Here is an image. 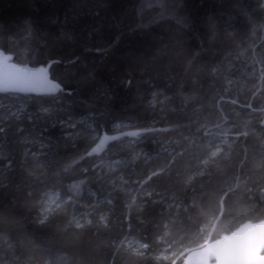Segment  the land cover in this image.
<instances>
[{
    "label": "trees",
    "instance_id": "1",
    "mask_svg": "<svg viewBox=\"0 0 264 264\" xmlns=\"http://www.w3.org/2000/svg\"><path fill=\"white\" fill-rule=\"evenodd\" d=\"M261 5L264 0H0V47L17 62L50 64L63 86L54 95L0 94L6 102L0 105V264H171L174 256L156 252L203 245V225L215 223L211 241L263 219ZM19 101L27 103L20 116L12 114ZM85 117L101 133L122 121L143 134L138 142L107 144L106 157L130 159L103 178L95 165L104 150L92 151L98 142L89 143L82 130H88ZM220 125L232 127L222 148L227 155L197 167L202 146L216 145L208 127ZM234 126L249 136L237 137ZM173 157L171 169L144 183ZM50 189L91 204L92 223L70 224L68 202L40 224ZM125 237L151 251L127 248L120 243Z\"/></svg>",
    "mask_w": 264,
    "mask_h": 264
},
{
    "label": "water",
    "instance_id": "2",
    "mask_svg": "<svg viewBox=\"0 0 264 264\" xmlns=\"http://www.w3.org/2000/svg\"><path fill=\"white\" fill-rule=\"evenodd\" d=\"M45 77L46 83L42 88L38 83H33L23 86L28 90L21 91V86L14 85L28 83L30 79L39 81ZM53 84H59L60 87L53 89L51 87ZM62 88V84L52 77L50 64L33 65L28 62H17L14 60L12 53L6 52L0 47V93L54 95ZM5 89L7 90L5 91ZM133 132L137 135H129ZM140 133L141 129L139 127L115 133L103 130L102 137L109 144L127 137L134 138ZM257 237L264 240V218L258 221L242 222L224 236L191 249L185 254L184 262L185 264H258L255 259L247 258L243 251L244 244L249 240H255Z\"/></svg>",
    "mask_w": 264,
    "mask_h": 264
},
{
    "label": "rangeland",
    "instance_id": "3",
    "mask_svg": "<svg viewBox=\"0 0 264 264\" xmlns=\"http://www.w3.org/2000/svg\"><path fill=\"white\" fill-rule=\"evenodd\" d=\"M258 62V59L256 58L252 63L254 62ZM261 68L262 67H258V70L261 72ZM264 76L263 73H261L260 78L262 79ZM6 104V102L2 101V99L0 98V105H4ZM261 109H264V107H262ZM27 110V103L23 102V101H19V103L17 105H14L13 109H12V114L15 115H22L24 112H26ZM260 110V109H259ZM257 111V110H256ZM255 111V112H256ZM261 114L264 113V111L260 110ZM259 112V111H258ZM260 114V115H261ZM259 115V114H258ZM83 121H86V127H88V130L86 131V129H82L84 130L86 133V135L89 138V143L90 142H98V146H99V150H104V154L103 155V159L99 160L98 163L95 165L97 166V170H98V178H103L106 177L110 174H113V172H115L116 169H118L120 166V164H122L123 162H125L126 160L130 159V158H116V159H111V156H107V154L105 153V151L107 150V144L104 141V139L101 137V131H97L95 130V125L93 123V121L91 120L90 117H85L83 119ZM133 127L131 125V123L129 122H122V121H117L113 124V130L109 131V132H117V131H121V130H125L127 128ZM90 128V129H89ZM208 127V134L209 136L214 139L216 141V145H219L221 148H224L225 145L228 144V142L231 140V128L230 126H226V127H222L221 125L215 128H210ZM81 132V130H78V134ZM221 132H227L228 135L226 137L227 139V144H223L222 140L225 139L224 137H221L220 135H218ZM29 139V138H28ZM143 140V134H140L137 137L134 138H125L124 139V144H129V143H134V142H138L140 140ZM101 140H103V144H101ZM88 143V144H89ZM86 145L84 146L83 149H85ZM83 149L81 151H83ZM215 149H213L214 151ZM101 155V156H102ZM83 153H77V157L80 159L82 158ZM110 181L114 182L113 176L110 178ZM68 202H71V212H70V219H69V223L73 224L76 226L77 223L81 224L82 226H84L89 220L91 221V212H92V205L90 204H86L84 202H81L78 200V198H75L73 195L68 194L67 196L64 195L62 193V191L60 189H50L48 191H46L43 194L42 200H41V215H42V219H44L45 217L48 218V216H50L51 213L59 210L60 208H62L64 205H66ZM215 228V223L212 225L211 223H208L206 225H203L201 227V231L204 233L205 236V242L207 243L210 241V237L214 231ZM125 239H123L124 241ZM125 246H127V248L133 250V251H142L144 249H142L140 247L142 243L141 241L135 239V238H127V240L124 242ZM192 248H187V249H183L181 251H178L176 249H171L169 248V245L167 246H163V248L161 250H158L156 253L162 256H174L176 257V262L181 260L182 258H184L185 254L190 251Z\"/></svg>",
    "mask_w": 264,
    "mask_h": 264
},
{
    "label": "snow or ice",
    "instance_id": "4",
    "mask_svg": "<svg viewBox=\"0 0 264 264\" xmlns=\"http://www.w3.org/2000/svg\"><path fill=\"white\" fill-rule=\"evenodd\" d=\"M262 8H264V5H261ZM261 27H264V25H261ZM213 72H216L217 69L213 68L212 69ZM33 83H38L40 85V87L42 88L44 86V84L46 83V77L39 80V81H33L30 79V82L28 83H25V84H14L15 86H21L20 87V90L23 91V90H28V88L26 87H23V86H26V85H29V84H33ZM53 89H57L60 87L59 84H53L51 86ZM7 89H5L6 91ZM32 90H35V89H32ZM155 95V94H154ZM167 99V97H166ZM235 103V102H234ZM248 107H251V104L247 105ZM262 111H264V109H261ZM45 111H47V109H45ZM260 123L264 124V120H261ZM235 128V135L237 137H248L249 136V133L246 132V131H240L238 127L234 126ZM5 129L4 127L0 126V134L4 133ZM163 131H167L166 129L163 130ZM129 135H137V133L133 132V133H129ZM218 135H220L221 137H224L225 139L222 140V143L223 144H227V135L228 133L227 132H221L219 133ZM103 140H101V144H103ZM181 148H184V145L181 144L180 145ZM229 147H231L229 145ZM99 146H97L96 149H93L92 151L93 152H96L98 150ZM215 149L214 151L212 149ZM210 153V155H209ZM218 154H223V155H227V153H224L223 152V149L219 146V145H209V146H202V151H201V154L199 157H197V167H199L200 165H207L209 163V161L211 160V158L213 157H217ZM88 155H91V153H88ZM176 155H179V156H183L184 155V152H179L177 153ZM245 155H247V153L245 152ZM261 155V162H260V167L264 168V151H261L260 153ZM177 161L175 160V157H173L172 160H170L167 164H165L164 167L162 168H159L158 170H155V171H152L150 175H147L146 176V179L144 181V183L147 185L149 182H154L156 179H158L159 177H161L165 170L166 169H171L172 167V164L173 163H176ZM86 171V170H85ZM169 175L171 176L172 173L170 172ZM175 175L179 176V172H176ZM3 188V185H0V190H2ZM138 195H141V196H148V197H151L152 196V193L151 192H140L139 189L136 190ZM185 191H187V188L185 189ZM218 191H221L223 192L224 189H218ZM233 192V189L229 188L227 190V193H232ZM202 199H205V197H201ZM231 197L229 196V199ZM175 199V198H174ZM142 203H147V201H141ZM223 203H228V201H223ZM195 208H196V205H195V202L191 205V211H195ZM182 211H187L185 209H181ZM47 219V217H45L44 219H40L38 222L40 224H45V220ZM101 219H103V217H101ZM88 224H91L92 221H88L87 222ZM83 226L79 223L76 224V228H82ZM129 228L130 229H133L134 230V226L131 224V222H129ZM131 234V232H129V235ZM127 240V237H125V240L124 241H120L121 244H123L125 241ZM140 247L142 249H144L146 252L148 251H151V248H152V245L150 244H141ZM243 251L245 252L247 258L249 259H255L256 261H258V264H264V240L260 239L259 237H257L255 240H249L247 241L245 244H244V247H243ZM251 254V255H248V254ZM107 264V262H106ZM171 264H176V257H173L171 258Z\"/></svg>",
    "mask_w": 264,
    "mask_h": 264
},
{
    "label": "bare ground",
    "instance_id": "5",
    "mask_svg": "<svg viewBox=\"0 0 264 264\" xmlns=\"http://www.w3.org/2000/svg\"><path fill=\"white\" fill-rule=\"evenodd\" d=\"M261 220V219H260ZM248 221H251V220H248ZM258 221V220H257Z\"/></svg>",
    "mask_w": 264,
    "mask_h": 264
}]
</instances>
